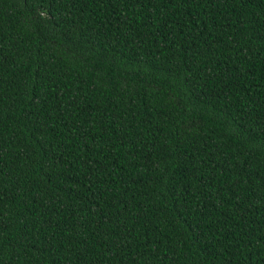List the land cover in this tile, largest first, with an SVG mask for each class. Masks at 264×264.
<instances>
[{
	"label": "trees",
	"instance_id": "obj_1",
	"mask_svg": "<svg viewBox=\"0 0 264 264\" xmlns=\"http://www.w3.org/2000/svg\"><path fill=\"white\" fill-rule=\"evenodd\" d=\"M0 264H264V0H0Z\"/></svg>",
	"mask_w": 264,
	"mask_h": 264
}]
</instances>
